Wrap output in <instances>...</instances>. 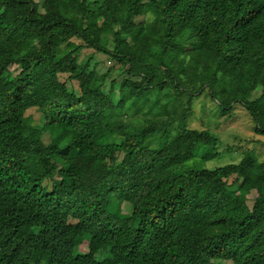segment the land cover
<instances>
[{"label": "trees", "instance_id": "1", "mask_svg": "<svg viewBox=\"0 0 264 264\" xmlns=\"http://www.w3.org/2000/svg\"><path fill=\"white\" fill-rule=\"evenodd\" d=\"M202 94L264 134V0H0V264H264V160L183 168Z\"/></svg>", "mask_w": 264, "mask_h": 264}, {"label": "rangeland", "instance_id": "2", "mask_svg": "<svg viewBox=\"0 0 264 264\" xmlns=\"http://www.w3.org/2000/svg\"><path fill=\"white\" fill-rule=\"evenodd\" d=\"M87 52L88 51L80 52L79 62H81V59L84 58ZM93 61L97 64V72L104 73L109 69L110 78H114L116 83L128 77L125 65H121L107 55L95 54L93 56ZM15 68L16 65L14 64L10 66L9 69L14 72ZM60 79L66 81V87L69 90H77L76 81L68 79L66 74H62ZM114 89H116V86ZM258 91L259 87H256L250 92V96H255ZM118 97L116 91H113L111 99L114 103L117 102ZM25 113L30 116L32 123L40 124L42 122L40 113L37 109L29 108ZM216 114V108L208 96L202 94L194 99L192 109L185 121V126L196 129L207 128L210 133L219 140L218 148L216 149L219 155L207 161H201L197 157L190 159L184 164V169L189 167L214 168L226 163H236L241 159L242 153L246 150L256 154L260 160H264V134H256L253 131V120L242 106L234 104L229 115L217 116ZM124 118H126V116ZM134 119L135 118H132L131 120L134 121ZM230 179L231 178H229L228 181H230ZM250 195L249 200H247L248 205L251 204V199L254 194L252 193ZM118 205L121 212L127 213L130 211V205L126 201H122ZM81 249L86 250V246H81ZM221 264H228V262H223Z\"/></svg>", "mask_w": 264, "mask_h": 264}]
</instances>
